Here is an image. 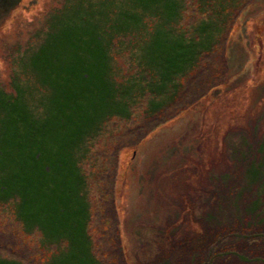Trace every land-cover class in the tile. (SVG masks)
Instances as JSON below:
<instances>
[{
  "label": "rangeland",
  "instance_id": "1",
  "mask_svg": "<svg viewBox=\"0 0 264 264\" xmlns=\"http://www.w3.org/2000/svg\"><path fill=\"white\" fill-rule=\"evenodd\" d=\"M227 4L21 0L0 10V117L20 120L9 147L29 152L27 132L42 131L34 167L24 156L8 173L18 150L0 146V264H264V0H237L228 17ZM198 36L186 66L179 53ZM50 44L90 54L93 64H74L86 76L110 49L115 74L103 77L127 90L128 114L92 124L91 87L78 90L74 73L69 86L63 65L47 61L53 52L40 63ZM45 70L51 85H42ZM27 108L35 113L22 120ZM251 162L263 175L256 183ZM25 170L42 182L30 208L13 197ZM72 192L86 197L83 216L75 200L64 203Z\"/></svg>",
  "mask_w": 264,
  "mask_h": 264
},
{
  "label": "trees",
  "instance_id": "2",
  "mask_svg": "<svg viewBox=\"0 0 264 264\" xmlns=\"http://www.w3.org/2000/svg\"><path fill=\"white\" fill-rule=\"evenodd\" d=\"M21 2V0H0V10L1 9H6L7 11H11L13 8L16 7V5ZM129 7V6H128ZM134 14L130 15L129 17H132ZM132 21H129V22H126V23H123L120 25V27H129L130 24H131ZM112 29V28H111ZM110 29V30H111ZM117 34V33H109L107 36L108 39L105 40L106 44L109 43L112 41V37ZM200 39V36L196 37L195 38H192L191 42H186L183 44V49H186L184 50L183 52L184 53H179V59H181L180 57L182 56H186L187 58H185L183 61H186V66H188L189 64H193L194 62V58L196 57V55H194V53H198V51H195L194 48L196 45H198V41ZM94 49L95 47L100 44V43H94ZM176 43V42H175ZM178 44V42L176 43ZM194 45V47H192ZM151 47H152V44H151ZM75 50V51H74ZM109 51H107L109 54V56H107L105 58L104 56V60H103V57H102V54L100 56H97L95 57L97 59V62L94 63L95 65H97L98 69L95 70L94 68H92L90 70L91 72V76L90 74L88 76H86V74H84V72L81 73H77L75 71V68H74V64L77 60H88L90 61V65L93 64L92 62V57L90 54H84V53H81L80 51L76 50V49H73L72 48V51H68L67 49H64L63 46H60V47H56L54 46V44H50L48 46V49H43L41 52H40V55L38 56V59L40 60V63L42 62V60H45L46 57L48 55H50V53H54L51 57H49V59L47 61H50L52 59V62L53 63H56V64H59L61 63L63 65V68L65 70V76L67 78V82L69 84V86L74 83L71 75L72 73L76 74L75 75V83L76 85L79 87L78 90H82L83 88H85V86L89 85L91 87V90H90V98H89V102H90V106L91 108L93 107V109L95 111H93L95 113V116L94 115H91L90 116V119H91V122L92 124H99L101 123L105 118H108L109 116L112 115L113 112H119V113H126L128 114V107H129V104L127 103V99H124L123 96H125V94L128 95L127 93V90L124 88V87H121L120 84H117L115 78H113V82H112V79L110 81H107V83H105V80H104V74L108 77L114 75V71L112 69V60H111V56H110V49H108ZM46 54V55H45ZM164 54L163 53V57H164ZM44 55V56H43ZM162 57V58H163ZM91 59V60H90ZM189 62V64H188ZM163 69V68H162ZM164 70V69H163ZM161 71V75L163 76V78L166 77L165 73L166 71ZM84 74V75H83ZM158 76V75H156ZM77 77V79H76ZM87 77V79H86ZM168 77V76H167ZM49 78V77H48ZM47 78V72L45 70L44 74H43V80H42V85L46 84V83H49V80ZM159 78H162V77H159ZM144 79V78H143ZM107 80V79H106ZM169 80V79H168ZM143 81V80H142ZM155 79H151V84L152 82H154ZM139 82V81H138ZM139 84H143V83H140ZM49 85H51L49 83ZM159 88H163V84H158L157 85ZM166 88V85L165 87ZM68 90L66 89L65 92H67ZM59 91H55V93H58ZM65 92H63V94H66ZM69 92V91H68ZM106 101V102H104ZM114 106V111H112L111 113L109 114H100V113H97L98 110H96L97 108L99 107H102L104 105H112ZM3 105H4V102L1 103L0 101V109L3 108ZM5 109V108H4ZM35 112L30 109L27 108V111L25 113V115L22 117V120L23 118H30V116H33ZM9 119L7 117V115H4L2 117H0V146H3L4 148H9L8 152L10 154V151L11 149L13 148V151H16L18 150V154H15L17 155L18 157H16L17 161L15 162H18V163H15V162H12V163H15L14 166H10L9 164V171L8 173L10 172H15L16 171V168H15V165L18 166V164L20 165V163H22V157L26 156L27 159V165L29 167H34V164H35V160H39V159H35L34 156L32 154L33 152V149L34 147H36L37 145V140L38 139H41V135H42V131L41 129H38L36 130H32L31 132H27L28 134L24 137L28 142H26V146L28 147H32L33 148L29 151V152H23L22 151V148L20 146H13V147H9L11 144H12V139L14 141H16L15 138H10L12 136V132H11V127L10 125H13V124H16L18 123L20 120L18 118L16 119ZM36 121L34 120L33 123H35ZM31 126H34V124H31ZM18 134V132H16ZM49 133H51V130L49 129ZM13 137V136H12ZM45 146V145H44ZM42 147V145H41ZM3 148V149H4ZM76 153V152H75ZM242 153V152H241ZM240 153V154H241ZM14 154V153H13ZM12 155V154H10ZM20 156V157H19ZM30 156V157H28ZM29 158V159H28ZM67 161L71 164L72 163H75V160H74V155H73V158L72 157H66ZM264 160V159H262ZM11 163V164H12ZM261 163V162H259ZM249 170L247 172V175L248 177H250V181H252L253 183H256L257 181H260V179H262L263 175L262 176H259V173L261 171V167L259 164L255 163V162H251L250 166H249ZM45 165H43V168H41L40 172L38 173L40 176H42L43 178H46L49 174L47 173H50V171H46L45 170ZM75 168L76 170L74 169L73 171L69 172V176L71 177L72 179V183L75 184L76 183V187H74L73 189L77 191V189L79 187H77V182H78V179H80L82 181V185H83V181H84V176L82 174V172L79 170V166L78 164H75ZM36 172H38L36 170ZM23 179H22V185L21 187L23 188V190L19 187V190H20V195H14L13 197H18V203L19 205H23L24 203H26L28 205V207L30 208V205L31 204H35V201L36 199L38 198L39 196V184L42 183V182H39L38 179H35L34 177H32L30 174H33L35 175V173L33 171H23ZM64 173H67V170L64 169ZM256 178H258L259 180H256ZM82 190V189H80ZM45 197L49 198V199H52L54 196L55 198H58L59 196L62 197V196H65L63 194V192H57V193H51L50 190H47L45 192ZM76 195H80V192L76 193V192H72V194H69L65 197L64 199V203H68V202H71V200H75L74 199V196ZM21 197V198H20ZM76 202V200H75ZM46 201L43 200L42 204L45 205ZM76 208H75V211H76V215H82L83 216V213L84 212H87L88 209H87V202H86V197L83 196V198L79 201L76 202ZM257 203H260L258 201H256L255 204ZM254 204V205H255ZM40 213H43L42 210H38L37 212H35V214L38 216ZM34 215V214H33ZM33 218V216L31 217ZM88 239L89 238V235L87 236ZM98 260V259H97ZM98 262L101 263L100 260H98Z\"/></svg>",
  "mask_w": 264,
  "mask_h": 264
},
{
  "label": "bare ground",
  "instance_id": "3",
  "mask_svg": "<svg viewBox=\"0 0 264 264\" xmlns=\"http://www.w3.org/2000/svg\"><path fill=\"white\" fill-rule=\"evenodd\" d=\"M227 5H231L232 7H229V9H227V10L225 9L226 11L224 10L223 14L226 17H228L230 15V9H233L232 11H234L238 7V6H236V5H238L237 4V0H228V4ZM227 12H229V13L227 14ZM254 17H253L254 19H252V22L251 23H252V25L254 24L253 26H254V30H255L256 23L260 22L259 19H261L262 15H261V13H257V15H254ZM251 27H249V29H251Z\"/></svg>",
  "mask_w": 264,
  "mask_h": 264
}]
</instances>
